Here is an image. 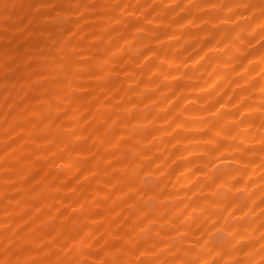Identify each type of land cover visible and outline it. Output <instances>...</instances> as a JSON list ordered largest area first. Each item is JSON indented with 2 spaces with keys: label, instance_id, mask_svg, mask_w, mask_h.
Here are the masks:
<instances>
[{
  "label": "clouds",
  "instance_id": "9594fccd",
  "mask_svg": "<svg viewBox=\"0 0 264 264\" xmlns=\"http://www.w3.org/2000/svg\"><path fill=\"white\" fill-rule=\"evenodd\" d=\"M57 16L42 96L0 97V264H264V0Z\"/></svg>",
  "mask_w": 264,
  "mask_h": 264
},
{
  "label": "rangeland",
  "instance_id": "374dc122",
  "mask_svg": "<svg viewBox=\"0 0 264 264\" xmlns=\"http://www.w3.org/2000/svg\"><path fill=\"white\" fill-rule=\"evenodd\" d=\"M70 2L0 0V58L6 60L0 64V97L26 96L35 103L42 96L36 91L37 74L51 66L60 28L67 26L57 13H63ZM97 222L100 221H93Z\"/></svg>",
  "mask_w": 264,
  "mask_h": 264
},
{
  "label": "bare ground",
  "instance_id": "6f19581e",
  "mask_svg": "<svg viewBox=\"0 0 264 264\" xmlns=\"http://www.w3.org/2000/svg\"><path fill=\"white\" fill-rule=\"evenodd\" d=\"M36 2H37V1H36ZM60 18H61V17H60ZM60 18H59V19H60ZM59 19H58V20H59ZM61 19H62V18H61ZM64 21H65V20H64ZM48 22H49V21H48ZM61 22H62V20H61ZM59 23H60V21H59ZM63 24H64V23H63ZM48 42H49V41H48ZM49 47H50V46H49ZM16 53H17V52H16ZM48 54H49V53H48ZM200 59H202V58L200 57ZM4 60H5V58H2V60H1V58H0V64H1V65L4 64ZM197 61H199V60H197ZM2 62H3V63H2ZM5 62H6V60H5ZM7 62H8V61H7ZM44 62H45V61H44ZM46 62H47V61H46ZM49 65H50V64H49ZM49 65H48V66H49ZM24 82H25V81H24ZM213 83L215 84V82H213ZM223 107H224V105L222 104V105H221V108H223Z\"/></svg>",
  "mask_w": 264,
  "mask_h": 264
}]
</instances>
